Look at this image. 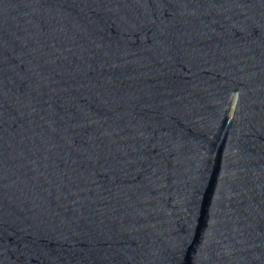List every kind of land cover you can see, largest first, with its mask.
<instances>
[{
  "label": "water",
  "instance_id": "1",
  "mask_svg": "<svg viewBox=\"0 0 264 264\" xmlns=\"http://www.w3.org/2000/svg\"><path fill=\"white\" fill-rule=\"evenodd\" d=\"M0 264H264V0H0Z\"/></svg>",
  "mask_w": 264,
  "mask_h": 264
}]
</instances>
